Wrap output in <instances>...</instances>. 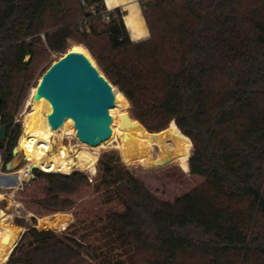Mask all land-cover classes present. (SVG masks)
<instances>
[{"label": "trees", "instance_id": "obj_1", "mask_svg": "<svg viewBox=\"0 0 264 264\" xmlns=\"http://www.w3.org/2000/svg\"><path fill=\"white\" fill-rule=\"evenodd\" d=\"M104 9L103 0H0L2 168L32 80L72 40L147 132L168 130L171 158L185 165L192 145L188 173L199 181L167 202L103 154L92 186L119 208L103 219L116 253L34 223L0 264H264V0H140L148 36L136 42L123 13L105 23ZM32 171L42 218L72 209L91 186L79 171Z\"/></svg>", "mask_w": 264, "mask_h": 264}, {"label": "rangeland", "instance_id": "obj_2", "mask_svg": "<svg viewBox=\"0 0 264 264\" xmlns=\"http://www.w3.org/2000/svg\"><path fill=\"white\" fill-rule=\"evenodd\" d=\"M71 45H78L85 49L83 45L70 40L66 44L65 52L68 51ZM86 52L93 61L94 65H96L100 70L95 60L90 56L89 52L87 50ZM62 55L63 54L60 53H49L48 60L41 65L34 79L32 80L27 96L23 100V103L15 116V121L19 125L20 135L25 129L27 115L33 107L31 104V95L38 84L41 74L51 63L56 61ZM100 72L102 73L101 70ZM112 88L113 93L116 92L117 94H122L115 86L112 85ZM109 114L112 119L110 124L111 135L94 150L91 149L87 144H83L75 138L72 139L68 137V128H63L61 131L56 132V134L53 136L56 142H59L63 145L90 150L97 157V160L91 171L84 172L81 170H73L82 172L87 176L88 179H91L90 188L82 190L78 193V195L72 197V200L74 201L73 208L67 212L46 215L43 216V218L55 215L56 224L49 229L54 230L59 234L65 233L69 236L77 238L81 242L94 244L103 250H108L111 254H115V243L110 234L106 232L105 229H103V219L106 215V212L119 208L114 203L105 204L102 200L101 194L93 190L92 186L99 180L98 160L103 154H116L119 157L121 164L130 172H132L136 178L141 180L147 186L149 191H151L158 198L167 202H173L181 194L189 191L195 184H197L199 180H191L188 173V159L192 154V145L191 150L186 158L185 165H183L179 159L171 158L177 148L165 155L150 156L142 159H130L125 157L123 152L119 150V142L115 133V128L120 124L119 116L121 114H127L130 119L135 120L130 109V105L128 103L126 108H122L118 101L114 99V106L109 109ZM179 136L185 137L180 132ZM159 160L163 161L157 162ZM25 163L26 162L24 161L22 155H12L10 161L11 167L9 170L3 169L2 165L0 164V177L18 171L25 165ZM70 173L71 172L60 174ZM34 180L35 174L31 170L28 180L23 181L15 190H13V192L10 189H5L0 185V211H2L4 216L3 218L6 222H10L14 226L21 228L20 236L34 223V226L37 228L38 219L42 218L40 215V209L32 203L31 196L33 187L36 185V183L32 182H37V184L43 183ZM57 214H59L60 217ZM32 218H35V222L32 221ZM20 236L18 237L17 242ZM11 250L8 252H2L0 250V255L4 254L7 256L4 258L6 260L8 259Z\"/></svg>", "mask_w": 264, "mask_h": 264}, {"label": "bare ground", "instance_id": "obj_3", "mask_svg": "<svg viewBox=\"0 0 264 264\" xmlns=\"http://www.w3.org/2000/svg\"><path fill=\"white\" fill-rule=\"evenodd\" d=\"M133 25L137 27H135L136 30L133 29V32L138 38L139 35L143 34L141 26L137 22L129 24V27L132 28ZM67 52L83 53L94 64L86 50L81 46L71 45ZM31 104L33 107L27 115L25 129L14 148L15 155H22L26 163L18 171L0 177V185L12 192L23 181L28 180L32 168H38L47 173H69L73 170L87 172L92 170L97 160V157L90 150L73 148L54 140L53 136L56 132L61 131L64 127L56 130L50 129L46 120V115L50 113V106L45 100L37 97L36 87L31 95ZM115 133L119 142V150L130 159L165 155L176 148L167 130L151 134L141 124L124 128H120L118 125L115 128ZM88 146L93 150L98 147ZM3 217V213L0 211V250L8 252L16 245L21 228L6 222ZM55 224V215L44 217L38 219L37 229H49Z\"/></svg>", "mask_w": 264, "mask_h": 264}, {"label": "water", "instance_id": "obj_4", "mask_svg": "<svg viewBox=\"0 0 264 264\" xmlns=\"http://www.w3.org/2000/svg\"><path fill=\"white\" fill-rule=\"evenodd\" d=\"M112 89L110 82L83 53L65 52L42 73L36 95L50 106L46 120L51 130L68 128V137L97 147L111 135ZM119 120L120 128L140 124L136 120L132 122L127 114H121ZM5 135L6 129L2 126L0 142L5 140ZM12 155H15L14 149ZM10 167L9 162L5 169Z\"/></svg>", "mask_w": 264, "mask_h": 264}, {"label": "crops", "instance_id": "obj_5", "mask_svg": "<svg viewBox=\"0 0 264 264\" xmlns=\"http://www.w3.org/2000/svg\"><path fill=\"white\" fill-rule=\"evenodd\" d=\"M103 4L107 10L114 11L119 9L123 13V23L132 42L139 41L148 36V31L142 18L140 0H103ZM137 22L140 24L143 33L142 35H139L138 38L135 37L133 32V29L136 26L133 25L132 28L129 27V24H134Z\"/></svg>", "mask_w": 264, "mask_h": 264}, {"label": "built area", "instance_id": "obj_6", "mask_svg": "<svg viewBox=\"0 0 264 264\" xmlns=\"http://www.w3.org/2000/svg\"><path fill=\"white\" fill-rule=\"evenodd\" d=\"M144 1H151V0H144ZM113 11L104 9V10H100V16H101V20L105 23H108L110 21V16L112 14ZM89 181L91 182V179L89 178Z\"/></svg>", "mask_w": 264, "mask_h": 264}]
</instances>
